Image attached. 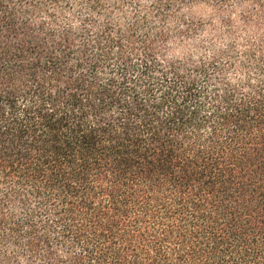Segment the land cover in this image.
Instances as JSON below:
<instances>
[{"label": "trees", "instance_id": "obj_1", "mask_svg": "<svg viewBox=\"0 0 264 264\" xmlns=\"http://www.w3.org/2000/svg\"><path fill=\"white\" fill-rule=\"evenodd\" d=\"M0 264H264V0H0Z\"/></svg>", "mask_w": 264, "mask_h": 264}]
</instances>
